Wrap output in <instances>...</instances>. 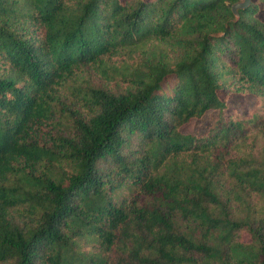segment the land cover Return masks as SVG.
Wrapping results in <instances>:
<instances>
[{"label":"trees","instance_id":"obj_1","mask_svg":"<svg viewBox=\"0 0 264 264\" xmlns=\"http://www.w3.org/2000/svg\"><path fill=\"white\" fill-rule=\"evenodd\" d=\"M238 1L0 0V264H264V0Z\"/></svg>","mask_w":264,"mask_h":264},{"label":"rangeland","instance_id":"obj_2","mask_svg":"<svg viewBox=\"0 0 264 264\" xmlns=\"http://www.w3.org/2000/svg\"><path fill=\"white\" fill-rule=\"evenodd\" d=\"M264 10L261 8V3H259V12L258 16L263 17ZM252 99L249 97L245 96H237V95H229L228 97V107L226 109V113L232 112V111H237L238 113H244L245 110L252 104ZM214 119V113H208L206 114L203 118L199 120H194L191 123L187 124L184 127V131L187 133H201L205 131L209 125L213 122Z\"/></svg>","mask_w":264,"mask_h":264},{"label":"water","instance_id":"obj_3","mask_svg":"<svg viewBox=\"0 0 264 264\" xmlns=\"http://www.w3.org/2000/svg\"><path fill=\"white\" fill-rule=\"evenodd\" d=\"M251 1L252 0H241L232 5V12L234 13L236 19L239 18V11L249 6Z\"/></svg>","mask_w":264,"mask_h":264}]
</instances>
